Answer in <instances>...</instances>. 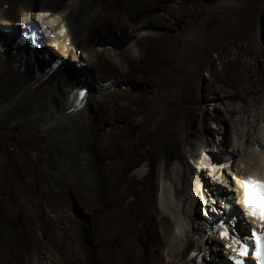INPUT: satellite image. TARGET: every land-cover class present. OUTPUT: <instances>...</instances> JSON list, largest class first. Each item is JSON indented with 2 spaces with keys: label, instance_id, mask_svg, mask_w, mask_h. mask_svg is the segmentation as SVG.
I'll list each match as a JSON object with an SVG mask.
<instances>
[{
  "label": "bare ground",
  "instance_id": "1",
  "mask_svg": "<svg viewBox=\"0 0 264 264\" xmlns=\"http://www.w3.org/2000/svg\"><path fill=\"white\" fill-rule=\"evenodd\" d=\"M66 1L63 5L61 0H0V124L4 121L12 130L31 122L49 139L44 154L35 148L26 153L7 152V157L0 154V174L6 161L10 174L19 180L12 187L9 180L0 179V202L4 204L0 209V264H196L197 255L209 257L207 264L217 257L224 260L236 238L227 227L215 233L213 229L202 231L201 223L213 216L199 215L197 210L203 182L205 190L218 195L219 212L228 206L238 214L241 209L245 212L234 223L240 234L249 229L264 233L261 159H239L233 165L228 173L234 175L238 188L229 192L221 181L209 184V168L203 165L197 171L199 179H192L193 168L183 149L190 129L197 125L201 99H222L227 105L237 99L258 100L264 90V55L248 47H226L224 67L213 69L216 80L203 87L202 96L192 76L173 105L178 74L192 64L191 46L164 30L167 24L157 20L154 12L141 18L136 11L133 19L127 14L123 19L144 27L137 32L145 31L140 41L128 44L129 38L124 37L123 44L119 37L117 41L107 37L96 46L93 33L102 27L114 35L116 25L122 23L116 7L120 0ZM166 1L153 4L170 14L185 10L174 11ZM82 13L85 19L78 25L76 18ZM108 15L113 22L107 21ZM152 24L155 29H150ZM32 33L37 37L34 45L29 40ZM93 43L103 56L91 55ZM88 55L97 71H120L113 79L120 83L122 77L137 80V66L148 62L159 77L154 82L156 100L147 99L151 90L146 87L132 93L128 88L102 90L97 86L91 91L93 76L82 61ZM98 78L110 82L109 77L98 74ZM92 95L102 106L91 105ZM146 109L149 114L143 116ZM95 111L102 120L107 115L115 117L116 123L104 127L97 122ZM220 116L214 113L205 118L208 132L214 133L210 119ZM220 129L225 144L229 129ZM246 141L254 149L260 146L255 151L264 157L263 131L258 130L257 139L248 136ZM52 145L63 150L53 151ZM224 148L217 147L219 154L208 158L213 176L222 177L227 171L221 168L229 155ZM177 160L184 166L181 187L177 185L181 171ZM163 164L161 183L156 170ZM161 185L164 202L159 206ZM221 244L227 247L224 256Z\"/></svg>",
  "mask_w": 264,
  "mask_h": 264
},
{
  "label": "rangeland",
  "instance_id": "2",
  "mask_svg": "<svg viewBox=\"0 0 264 264\" xmlns=\"http://www.w3.org/2000/svg\"><path fill=\"white\" fill-rule=\"evenodd\" d=\"M154 1L157 0H120L119 5L117 4L116 6L118 8V15H120L122 19V23L116 25L120 30H115L113 32L114 35L111 34L110 36L105 33L106 31L104 28L100 27L95 33H93L92 39H94V42L96 40V46L98 43L108 40L107 37L113 41H117L119 37L120 40L118 41L120 43H125L126 41L122 42V38L126 37L129 38V41L126 42L128 44L132 40L140 41L138 37L143 36L145 31H142L140 34L137 32H141V29L144 27L134 21L126 22L123 19V15L127 14V16L129 15L133 19V17H135L133 13L136 12L140 13L139 16L141 18L148 16L151 12L157 14V20L163 19L162 22L167 24V27H165L164 30H168L171 34L181 39L184 44H187L194 49L191 66L182 70L178 74L177 83L171 98V103L173 105L178 101L179 92L181 91L183 84H185L189 77L192 76L199 86V95L202 96V93H204L203 91H205L203 87L216 80V77L213 75V69L216 67L221 70L224 67L223 56L226 52V47H248L252 49L251 51L254 53L264 55V0H187L185 4L183 3L184 0L166 1V6L172 10L183 8L187 11L186 12L182 9L183 12L179 14H174L173 11L172 14L168 11H166V13L163 12L161 10L162 7L154 6ZM66 2V0H61V4L63 3V5H66ZM160 2L163 3L162 1ZM82 14L76 18V23L78 25H80L85 19V13ZM113 20L114 18L112 16H107L108 22H113ZM149 27L150 29H155L154 24ZM72 34H74V32H72ZM45 46L47 47V44H45ZM96 46L93 43L91 48L89 47V51L92 50L91 55L103 56V53L97 52ZM142 46L145 47L146 44L143 43ZM90 56H84L82 61L85 62L88 71L93 76L94 81L91 91L97 86L102 88V90L103 88L104 90L106 88L113 90L116 88H128L129 91L127 92L132 93L134 91H142V89L146 87L147 90H151L146 93L147 99L152 101L156 100V84L157 81H159V77L154 75V67H152L151 64L148 62H142L136 69L138 78L135 79L137 80H134L131 77L128 79L133 80L125 81L122 77V82L120 83L115 80L113 81L114 76L121 74L120 71L108 72L105 71L106 69H98L97 71V68H94L88 60ZM150 56L149 59L152 58L153 53H150ZM245 59L249 62L253 61L250 56H245ZM197 69L200 71L196 72ZM98 74L102 78L109 77L108 79L110 82L104 79H99ZM145 78L149 81V84L146 82L147 80ZM150 80L153 81V83ZM92 97L90 100L91 105L102 106L100 102L94 101L95 99L94 97L92 99ZM201 100L202 103L198 108L197 125L195 128L190 129L191 133L188 137V141L183 145V149L189 160V166L193 168V174H191L192 179H199L200 173H197V171L200 169L199 167L203 165L209 168L207 171V180H209V184L214 186L216 180L219 182L221 181L222 187L228 188L227 190H229V192H234L233 189L238 187L234 181V175H230L228 172L231 173L233 171V165L237 164L239 159L253 161L258 158L261 159V162L264 165L263 154L260 155L258 151H255L254 146L249 145L246 141L248 136H251V139H257L258 130L264 132V90L260 91L257 101L237 99L233 103H230V105H227L226 100H223L224 103L221 102L222 99L212 100L206 98ZM146 110L144 111L143 116L149 114V111ZM214 113L221 115V119H210L211 127L214 131V133H210L205 129L204 121L206 117L213 116ZM105 117L107 119L102 120V116H100L97 111L96 120L104 127L116 123L117 121L115 117H111V115ZM133 118L134 117H131L129 121L132 122ZM1 123L0 154L3 157H7V152H13L15 150L18 154L22 152L26 153L30 148H35L42 154L45 153L47 148L46 145L49 140L48 136L35 124L27 122L23 127L13 126V129L10 130L12 125L6 124L4 121ZM220 128L225 130L226 128L229 129L227 133V142H225V144L222 143L225 134L221 132ZM98 130L100 133L101 130ZM254 142L256 141L254 140ZM219 146L223 148L225 147L224 150L226 152L228 151L227 153L229 154L225 164L221 166L222 170H227L225 173L223 172L221 175L222 177L213 176V167L208 163L210 155L219 154V150H216ZM49 148L53 151L63 150L59 145H52ZM194 153L199 154V157H193L192 154ZM5 162H2L3 172L0 174V179L5 178L10 181L12 187H16L19 183L17 175L10 174L9 164L8 162ZM74 163L77 164L76 161ZM175 163H177L176 165H178L180 170L184 169L181 162L177 160ZM175 163L171 166V172L175 167ZM27 165L29 167V164ZM216 167L217 170L220 169L218 165ZM182 170L178 177V180L180 181H177V185L180 187L182 186ZM156 173L158 175V178L156 179L157 182H164V164L160 169L156 170ZM38 186L41 189L42 185L40 178H38ZM163 189L164 186L162 185L157 189V194L161 196V199L158 202L159 206H162L164 202ZM235 202L238 206V201L236 199ZM3 205L4 204L0 202V209ZM216 208L220 209L218 205ZM239 214L245 216V212L242 211V209ZM88 218L90 219L89 215L87 216V219ZM250 230L251 229H249L247 233L250 232ZM220 248L222 249L221 254L224 256V251L227 247L225 244H221Z\"/></svg>",
  "mask_w": 264,
  "mask_h": 264
},
{
  "label": "snow or ice",
  "instance_id": "3",
  "mask_svg": "<svg viewBox=\"0 0 264 264\" xmlns=\"http://www.w3.org/2000/svg\"><path fill=\"white\" fill-rule=\"evenodd\" d=\"M249 191H251V190H249ZM261 193H262L261 199H264V185L261 186ZM249 202H251V201H249Z\"/></svg>",
  "mask_w": 264,
  "mask_h": 264
},
{
  "label": "water",
  "instance_id": "4",
  "mask_svg": "<svg viewBox=\"0 0 264 264\" xmlns=\"http://www.w3.org/2000/svg\"><path fill=\"white\" fill-rule=\"evenodd\" d=\"M255 149H256V150H260V147H259V146H255Z\"/></svg>",
  "mask_w": 264,
  "mask_h": 264
}]
</instances>
